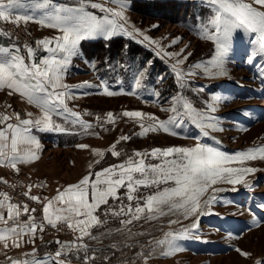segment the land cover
Returning a JSON list of instances; mask_svg holds the SVG:
<instances>
[{
  "label": "rangeland",
  "instance_id": "rangeland-1",
  "mask_svg": "<svg viewBox=\"0 0 264 264\" xmlns=\"http://www.w3.org/2000/svg\"><path fill=\"white\" fill-rule=\"evenodd\" d=\"M57 2L75 5L78 0ZM92 2L104 4V0ZM246 2L250 3L251 0ZM126 3L125 28L133 32V35H116L110 40L98 37L82 41L80 54L72 58L64 73L63 83L69 86L72 94L71 99L66 98L67 107L79 113L92 127L85 132L79 125L73 126L70 122L66 123L63 117L57 116L54 120L68 128V133L32 128L31 132L40 139L44 154L42 160L36 162L34 171L37 176L33 177L40 182L36 187L39 186L41 190L38 192L31 188L29 191V186L34 183L29 181L30 184L21 185L13 174V178H8L15 181L29 197L34 195L42 201H36L42 208H35L36 212L31 214L39 216L37 224L44 223L45 231L38 230L34 243L29 242L28 248V251L35 248L40 259L54 255L58 249L57 240L71 242L75 239L76 234L66 225L57 222V227L53 228L41 218L44 215V204L54 200L58 190L62 192L68 186L78 184L86 176L95 180L94 173L123 163L135 152L150 153L156 148L169 147L192 148L199 142L233 155L264 146V58L256 57L253 63L248 62L249 55L254 52L253 45L249 43L251 37L242 29L234 32L226 63V77L208 78L198 70L196 76L186 77L188 88L181 90L172 65L182 56L169 58L165 53H179L181 49L193 53L188 61L178 66L184 70L191 64L211 59L215 53L214 44L202 39L198 29L212 15L211 9L200 0H126ZM104 6L117 7L110 2ZM86 10L97 16L104 15L98 9L88 7ZM154 25L157 27H153ZM3 26L4 22H0V31L6 32ZM19 26L30 36L28 47L35 49L36 59L47 56L43 46L36 42L53 38L59 32L31 22H21ZM135 30L143 35H137ZM144 35L159 43L143 41ZM0 38L11 41L4 42L2 46L15 43L8 33L0 35ZM176 38L179 39L173 44ZM133 43L140 46L143 52H133ZM116 45L121 46V51L113 55L111 50ZM23 54L24 50L21 48V55ZM157 59L161 62L160 65L155 63ZM141 70H146V77L142 80L143 87L135 89L134 80ZM84 82H89L92 87H85ZM104 86L117 94L108 96L104 92ZM200 88H203V92L197 95L194 90ZM178 92L190 98L198 109L203 108V101L212 96L225 98L214 113L223 130L211 132L208 137H204L198 129L186 123V131L175 129L180 132L177 136L163 131H150L140 136V122L121 117L125 111H139L145 114V126L153 123L147 116L167 121L172 114L162 108L170 107L169 101ZM21 97L16 93L9 95L7 89L0 90V100L14 117L19 114L26 119L40 118L41 110ZM109 112L114 117L121 118L115 123H104ZM28 113H32V116L28 117ZM97 117L101 119L97 120ZM121 136H128L130 139L122 141ZM118 140L120 142L116 143ZM113 144H116V150L120 152L118 157L112 156L109 151ZM80 145L87 147L81 148ZM99 153H103V156ZM145 162L159 164L161 161L148 156ZM230 166L251 167L256 171L247 174L242 184L233 186L217 183L209 188L200 198L201 209L206 213L204 215L198 212L196 216L185 218L182 208L169 212L167 205H161L165 215L150 214L146 210L139 220L124 225L120 221L129 217L105 215L107 205H101L95 214L106 223L91 228L92 234L96 236L95 240L85 237L83 241L88 245L89 254L95 255V264H264V207H261L264 205V160L256 159L247 161L244 165ZM9 171L10 169L6 170V173ZM168 186L160 185V188ZM233 187L235 191L232 190ZM213 189L222 191L213 192ZM157 190L155 186H142L140 194L151 195ZM124 192V188L119 189L120 195ZM212 196L216 197L215 202L207 205L205 202ZM109 203L116 207L120 201L109 198ZM128 203L125 197L124 204ZM132 203L134 206L135 201ZM140 203L143 205L144 201ZM32 208L34 207L29 209ZM116 210H119L118 207ZM148 215H155L156 218L145 219ZM24 216L27 215H22L20 219L23 220ZM173 220H179V223L170 224L169 221ZM194 222L197 226L192 229L190 225ZM57 229L63 235L57 233ZM184 229H191V233L187 238L176 242L181 250L163 255L162 251L166 250V246H158L157 241L164 240L166 233L181 232ZM237 249L247 255H241ZM22 251L26 250L18 248L15 255L22 254ZM7 253L0 249L1 261H10L11 256ZM71 259L72 264H81L75 256H71Z\"/></svg>",
  "mask_w": 264,
  "mask_h": 264
},
{
  "label": "snow or ice",
  "instance_id": "snow-or-ice-1",
  "mask_svg": "<svg viewBox=\"0 0 264 264\" xmlns=\"http://www.w3.org/2000/svg\"><path fill=\"white\" fill-rule=\"evenodd\" d=\"M116 4V8L105 7L107 3ZM211 9L212 15L206 23L198 26L202 39L211 41L215 47V53L211 59L191 64L187 70L178 67L188 61L193 55L181 49L179 53H165L169 58L180 57L172 65L176 75L178 88H188L186 77H194L198 70L208 78L226 77L228 75L226 63L232 48L233 34L242 29L251 39L254 52L249 55L248 62L253 63L256 57L264 58V0H200ZM104 4L94 3L92 0H78L75 5L58 3L57 0H0V22H8L19 27L23 23H37L41 27L54 29L59 32L53 38L37 41V45L43 46L48 53L47 56L36 59L35 49L26 47L27 62L25 56L21 55V48L15 43L11 46H0V90L7 89L8 94L14 93L26 98L29 104H35L41 110V117L37 119H21L16 114L18 124L6 123L12 117L0 114V125H6L0 129V166H8L17 169V164L29 163L38 159L36 149L39 142L31 135L32 128L40 131H56L68 133L69 129L57 124L54 117H63L66 123L79 125L87 132L92 125L83 120L79 113L67 107L66 98L71 99L72 94L69 86L63 83L64 73L73 57L80 54L82 41L102 38L110 40L116 35L132 36L125 28L127 19L126 0H104ZM258 6V7H257ZM90 7L104 13L97 16L87 11ZM124 21V23H120ZM157 27V26H153ZM137 35H143L135 30ZM0 35H7L0 31ZM179 38L173 40L177 43ZM143 41L158 44L146 35ZM141 41V42H143ZM51 45V47H50ZM187 47V46H186ZM93 67L95 65L93 64ZM146 77V70L137 73L134 80L135 89L143 87L142 80ZM103 85V81L101 82ZM85 87H92L89 82H84ZM197 95L203 92V88L194 90ZM104 92L108 96L116 95L104 86ZM223 97L212 96L203 101V108H196L190 98L178 92L170 101V107L162 108L169 112L167 121H160L153 116L147 119L153 123L145 126V114L139 111H125L121 117H127L139 121L142 131L138 134L144 136L151 132L163 131L173 136L180 135L186 131L185 124H191L199 130L200 134L208 137L211 132L222 131L219 121L214 116L218 106L224 102ZM10 108L11 105H8ZM29 117L32 113L27 114ZM85 115H88L85 113ZM121 117H114L113 113L107 114L104 123H115ZM97 117V120H100ZM175 129H179L177 132ZM128 136H121L120 140L127 141ZM118 140L116 143H119ZM86 148V145H80ZM95 151V150H94ZM112 156H120L116 150V144L109 149ZM103 156V153H99ZM151 156L159 159V164H146V159ZM139 157L140 159H136ZM171 157V159H169ZM256 159L264 160V146L247 151L238 152L233 155L223 153L215 148L197 143L192 148L169 147L167 149H153L150 153L135 152L121 164L112 165L100 172L94 173L95 180L86 176L78 184L68 186L64 191L58 190L54 200L48 201L43 207V221L53 228L57 222H61L75 233V239L71 242L57 240L58 249L54 255L40 259L36 250L27 260H13L9 257L10 264H72L71 256L80 260L81 264H95V255H90L88 245L83 243L84 238L95 240L91 228L106 223L95 213L101 205H107L104 214L112 216H127L120 222L124 225L132 224L133 220H139L147 210L148 213H158L163 216L166 213L160 207L167 205L168 211L183 209L185 218L196 216L203 212L200 198L217 183L230 185L242 184L247 174L256 170L251 167H231L232 164L244 165L247 161ZM18 170V169H17ZM138 174V175H137ZM91 180V184H90ZM160 185H169L160 188ZM103 186V187H101ZM151 188L155 186L158 190L151 195L140 194L141 187ZM90 187V191H89ZM248 187V185H245ZM124 188L123 195L119 189ZM31 188H29V191ZM235 191V187L232 189ZM222 189H213V192ZM28 196V193H25ZM0 243L3 248H20L24 237L28 236L27 242L34 243L36 233L44 232V223L37 224L36 218L31 214L36 212L35 208L29 209L27 204L18 205L10 203V197L6 193H0ZM128 204H124V199ZM32 201L42 202L37 196L29 197ZM109 198L120 201L118 211L109 203ZM216 200L212 196L205 203L211 205ZM133 201L135 205L133 206ZM141 201H144L141 205ZM62 205V207L57 206ZM264 207V205H261ZM5 211L7 216H5ZM22 215H27V220H21ZM155 215L145 216V219H155ZM11 222V223H10ZM170 224L179 223V220L169 221ZM196 223L192 229L196 228ZM191 229L181 232L166 233L165 239L157 241V245L166 250L163 255L179 252L181 249L177 241L187 238ZM238 252L241 250L237 249ZM83 253V255H80ZM150 255V253H149ZM241 255H247L241 252ZM107 260V257H105ZM147 257H145V261Z\"/></svg>",
  "mask_w": 264,
  "mask_h": 264
},
{
  "label": "crops",
  "instance_id": "crops-1",
  "mask_svg": "<svg viewBox=\"0 0 264 264\" xmlns=\"http://www.w3.org/2000/svg\"><path fill=\"white\" fill-rule=\"evenodd\" d=\"M9 40H7L6 39V41H3V39L2 38H0V46H2V45H4L6 42H8ZM5 42V43H4ZM11 41H9V43H10ZM17 96H19V97H21V95H19V94H17ZM22 98V97H21ZM20 117H21V119H26L24 116H21L20 115ZM29 117V116H28ZM28 119V118H27ZM6 123H8V121L6 122ZM5 126L4 125H0V129H2V128H4ZM32 134H34L33 132H31ZM38 142L40 141V139L37 137V135L36 134H34V135H32ZM39 145H40V147H39V149H36L35 151H36V155L39 157L38 159H35V160H32L31 162H29V163H20V164H17V169H13V168H11V167H8V166H0V180H7L8 178H10V177H12L13 178V176H12V174L15 176L14 178L15 179H17L18 180V182L21 184V185H27V184H30L29 183V181L31 182V183H34L33 185H31V187L29 186V188H35V190L36 191H40L41 189H40V187L39 186H37L36 187V184H40V182L38 183L37 182V178L35 177V178H33L34 176H37V175H35V171H34V168H35V166H36V162L37 161H39L40 162V160H42V158L44 157V154H43V148H42V145H41V143L39 142ZM8 169H10V171H11V173H10V171H9V173H6V170H8ZM26 187V186H25ZM27 188V187H26ZM28 189V188H27ZM32 190V189H31ZM42 190H44V189H42ZM27 191V190H26ZM0 199H2V197H0ZM5 216H7V212L5 211ZM35 218H36V223L38 222L39 223V221H38V218H39V216L38 215H36V216H34ZM42 219H43V216L41 217ZM28 219V217L27 216H24V218H23V220H27ZM22 220V221H23ZM11 223V222H10ZM0 227H3V225L2 224H0ZM27 237L28 236H25L24 237V242H22V246L20 247V248H24L26 251H22V254H17V255H15L16 253H17V250H18V248H14V247H12L11 245H12V242L11 241H9V247L7 248V249H5V248H3V245H2V243H0V249H1V251L3 252V253H7V252H10V253H7V254H10V258L11 259H13V260H23V258H28V259H30L31 257H30V255L29 254H31L32 253V251L33 250H31V251H28V248H29V242H27L28 241V239H27ZM14 252V253H13ZM12 253V254H11ZM37 257H40L39 255H37ZM10 261H8V260H6V259H4V261H0V264H10L9 263Z\"/></svg>",
  "mask_w": 264,
  "mask_h": 264
},
{
  "label": "built area",
  "instance_id": "built-area-1",
  "mask_svg": "<svg viewBox=\"0 0 264 264\" xmlns=\"http://www.w3.org/2000/svg\"><path fill=\"white\" fill-rule=\"evenodd\" d=\"M3 30H5L11 36V39L24 50L23 56H25L27 62L25 46L28 47L29 42L31 41L30 36H28V34L20 26L17 27L16 25L8 22H4ZM0 114L10 115L12 118L8 120V123L14 125L18 124V121L15 119V117L5 109L4 104L1 100ZM0 193H6L11 198L9 201L10 203H15L18 205L27 204L29 208H42L39 203H37L36 201H32L29 196H25V192L20 188V186L15 183V181L11 179L0 180ZM58 232L63 235L62 232L58 231L57 229V233ZM23 260H27V258H23ZM2 261L4 260L2 259Z\"/></svg>",
  "mask_w": 264,
  "mask_h": 264
},
{
  "label": "trees",
  "instance_id": "trees-1",
  "mask_svg": "<svg viewBox=\"0 0 264 264\" xmlns=\"http://www.w3.org/2000/svg\"><path fill=\"white\" fill-rule=\"evenodd\" d=\"M132 50H133V52H137V53L138 52H143L142 49H141V47L138 46V45H136L135 43H133ZM119 51H121V46L120 45L114 46V50H111V52L113 53V55H117V53ZM122 53H123V51H122ZM155 63L158 64V65L161 64V62L158 59L155 61Z\"/></svg>",
  "mask_w": 264,
  "mask_h": 264
},
{
  "label": "bare ground",
  "instance_id": "bare-ground-1",
  "mask_svg": "<svg viewBox=\"0 0 264 264\" xmlns=\"http://www.w3.org/2000/svg\"><path fill=\"white\" fill-rule=\"evenodd\" d=\"M193 224H191L190 226H192Z\"/></svg>",
  "mask_w": 264,
  "mask_h": 264
}]
</instances>
